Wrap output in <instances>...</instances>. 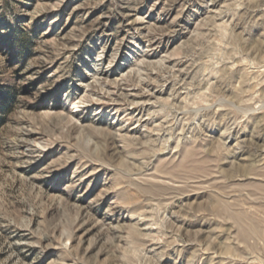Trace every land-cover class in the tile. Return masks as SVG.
<instances>
[{
  "label": "rangeland",
  "instance_id": "rangeland-1",
  "mask_svg": "<svg viewBox=\"0 0 264 264\" xmlns=\"http://www.w3.org/2000/svg\"><path fill=\"white\" fill-rule=\"evenodd\" d=\"M0 264H264V0H0Z\"/></svg>",
  "mask_w": 264,
  "mask_h": 264
}]
</instances>
